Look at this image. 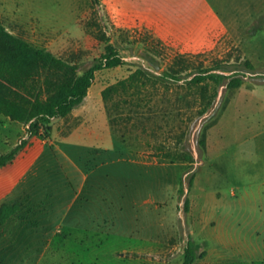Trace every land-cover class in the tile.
Here are the masks:
<instances>
[{"label": "rangeland", "instance_id": "1", "mask_svg": "<svg viewBox=\"0 0 264 264\" xmlns=\"http://www.w3.org/2000/svg\"><path fill=\"white\" fill-rule=\"evenodd\" d=\"M0 23L80 74L126 62L47 133L0 114V155L28 141L0 172V264H182L189 241L194 264H264V0H0Z\"/></svg>", "mask_w": 264, "mask_h": 264}, {"label": "trees", "instance_id": "2", "mask_svg": "<svg viewBox=\"0 0 264 264\" xmlns=\"http://www.w3.org/2000/svg\"><path fill=\"white\" fill-rule=\"evenodd\" d=\"M97 62L80 74L77 65L69 64L49 50L34 47L0 23V114L28 124L31 136L47 133L53 119L67 117L84 102L98 70L126 65L112 47H108ZM244 64L254 69L248 60ZM222 69V65L200 69L189 83L200 86L211 82L219 86L226 79L218 73ZM180 78L174 71H166L159 76L167 83H178ZM242 83V78L232 77L228 88H239ZM36 85H39L38 90ZM114 90L115 87L107 88L103 93L104 99L107 100ZM43 93L46 98H43ZM14 95L21 97V101ZM27 146L25 139L0 155V169L11 165ZM192 182L193 177L190 185ZM196 259L197 250L189 241L182 264H194Z\"/></svg>", "mask_w": 264, "mask_h": 264}, {"label": "crops", "instance_id": "3", "mask_svg": "<svg viewBox=\"0 0 264 264\" xmlns=\"http://www.w3.org/2000/svg\"><path fill=\"white\" fill-rule=\"evenodd\" d=\"M8 166H6V167H3V168H1L0 169V172L2 171V170H4L5 168H7ZM20 173H22V172H20ZM1 174V173H0ZM22 176V175H21ZM21 179V178H20ZM7 182H8V180L6 179V178H1V181H0V186H5L6 184H7Z\"/></svg>", "mask_w": 264, "mask_h": 264}, {"label": "built area", "instance_id": "4", "mask_svg": "<svg viewBox=\"0 0 264 264\" xmlns=\"http://www.w3.org/2000/svg\"><path fill=\"white\" fill-rule=\"evenodd\" d=\"M28 128H29V126H28Z\"/></svg>", "mask_w": 264, "mask_h": 264}]
</instances>
